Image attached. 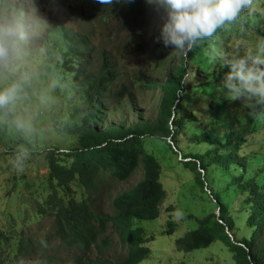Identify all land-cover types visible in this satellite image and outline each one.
I'll return each instance as SVG.
<instances>
[{
	"label": "rangeland",
	"instance_id": "rangeland-1",
	"mask_svg": "<svg viewBox=\"0 0 264 264\" xmlns=\"http://www.w3.org/2000/svg\"><path fill=\"white\" fill-rule=\"evenodd\" d=\"M91 1L38 0V4L40 11L52 25L78 29V13L69 3L76 6ZM158 24L159 21L151 22L149 16L130 17L124 11H114L97 24L93 41L98 49H103L110 55L118 70V79L113 87L117 89L124 85L129 90V95H115L109 99L106 119L97 125L98 128H106L109 125L128 126L139 119L149 120L157 116L161 91L158 86L144 87L148 83L143 77L152 83H163L172 66L181 57L173 53L174 46L165 47L162 40L157 42ZM261 38H264V0H254L252 8L245 10L234 25L218 32L212 40L201 42L198 57L188 63L186 79L190 77L193 63L199 64L207 76L201 91H188L183 94L179 112L190 113L196 120L185 122L175 145H169L161 139H145L147 150L153 153L160 163V179L166 193L159 205V215L155 219L134 218L131 221L133 227H143L147 237L144 244L150 249L149 254L139 264H233L232 253L219 238L206 247L188 252L179 251L174 245L175 238L197 226L196 217L216 211L217 201L212 195L227 205L234 219V228L229 230L233 239L248 237L252 232L253 227L246 224L249 205L243 201L244 192L231 183L232 174L237 173V170L208 167V186L202 190L195 181L193 171L184 163L186 160H193V154L202 155L212 147L195 141V135L214 128L223 136L226 126L222 123L227 117L233 118L235 126L246 121L247 106L242 100L235 102L227 90L222 88V78L217 77L219 71L224 68L217 53L239 50L242 54V51L254 47ZM53 41L60 43L55 35ZM62 75L65 90H58V105L43 118V123L48 129L47 136L39 143L22 172L9 163L17 143L16 139L0 133V228L10 231L17 238L22 236L32 246L20 252L18 258L21 264H39L40 256L47 257L50 264H75L78 257L81 261L84 256L88 260L97 256L94 249L87 254L81 253L53 236L52 216L38 207V203L45 206L43 199L47 193L44 149H66L75 144V138L57 133L51 122L68 118L76 109L82 118L86 109L81 92L73 86L72 75ZM221 98L227 100L216 111L218 104L215 102H220ZM257 125L262 127L257 131L255 129L256 132L253 131L247 137L242 152L247 154L249 159L246 176L258 173L257 179L261 180L264 174L260 171L264 161L263 121L259 119ZM141 176L140 168L123 181L114 180L104 174L97 180L93 189L84 192V196L88 198L94 213L114 216L117 211L111 205L113 196L130 188ZM187 215L190 217H186ZM168 220L176 223L172 234L164 233ZM98 240L108 241L102 259L113 261L125 255L126 246L120 242L118 232L111 223Z\"/></svg>",
	"mask_w": 264,
	"mask_h": 264
},
{
	"label": "trees",
	"instance_id": "trees-1",
	"mask_svg": "<svg viewBox=\"0 0 264 264\" xmlns=\"http://www.w3.org/2000/svg\"><path fill=\"white\" fill-rule=\"evenodd\" d=\"M69 5L78 13L79 28L60 26L55 35L60 43L53 42L63 56V63L58 65L61 74L72 75L73 86L81 92L86 109L82 118L76 109L68 118L51 122L57 133L75 138V144L66 149H44L47 193L43 199L45 206L38 203V207L52 216V235L63 244L81 253L87 254L92 249L96 252L97 256L92 260L84 256L80 261L78 257L75 264H139L149 254L150 249L144 244L147 237L143 227H133L131 221L134 218L155 219L166 193L160 179V163L147 150L145 139H161L169 145H175L185 122L196 120L192 114L180 113L179 110L182 107L183 94L188 91L198 93L206 83L207 76L199 64L193 63L190 77L185 78L188 63L198 57L201 47L199 44L186 56H181L163 83H152L143 77L148 83L144 87L158 86L161 91L159 109L154 119H139L128 126L109 125L101 129L97 125L106 119L109 99L115 95H129V90L124 85L117 89L113 87L118 79V70L110 55L105 50L98 49L93 41L97 24L114 11H124L130 17L149 16L153 23L158 22L159 18L146 0H132L131 3L126 0H113L111 6L103 5L98 0L82 5ZM229 71L224 66L217 77L222 78L224 83ZM222 88L226 90L223 86ZM226 100L221 98L220 102H215L218 104L216 111ZM251 103L253 102H249ZM254 112H264V106H247L246 121L238 126H235L233 118L227 117L222 123L226 126L223 136L214 128L195 135V141L212 147L202 155L193 154V160H186L184 163L191 168L195 181L202 190L208 186V167L237 170V173L232 171L231 183L244 192L243 201L249 205L246 224L253 227L252 232L248 237L231 239L226 229L233 230L234 219L227 205L212 195L217 201L218 214L212 211L196 217L197 226L174 239L177 250L188 252L206 247L219 238L232 253L233 264H264V174L261 180L257 179L258 173L246 176L249 159L242 152L247 137L255 129L257 131L262 127H258L259 119L253 115ZM260 120L264 124V118ZM211 165L215 167H210ZM138 168L142 171L141 179L130 188L116 193L111 200V205L117 211L116 215L94 213L84 192L93 189L104 174L114 180L123 181ZM260 171L264 173V161ZM202 172H205V177ZM109 223L117 230L120 242L126 246L125 255L113 261L101 258L106 252L108 241L98 240ZM175 228L176 223L168 220L164 233L172 234ZM28 247L32 246L22 236L17 238L10 231L0 228V264H21L18 256ZM39 264L50 262L47 257L40 256Z\"/></svg>",
	"mask_w": 264,
	"mask_h": 264
},
{
	"label": "clouds",
	"instance_id": "clouds-1",
	"mask_svg": "<svg viewBox=\"0 0 264 264\" xmlns=\"http://www.w3.org/2000/svg\"><path fill=\"white\" fill-rule=\"evenodd\" d=\"M98 2L111 6L113 0ZM253 2L146 0L159 18L157 42L174 46L179 56L234 25ZM60 28L40 11L38 0H0V133L16 139L9 163L21 172L47 136L44 116L58 105V90H65L58 67L63 56L53 42ZM217 56L230 69L223 84L228 95L245 106H264V38L242 54L238 50ZM253 115L264 118V112Z\"/></svg>",
	"mask_w": 264,
	"mask_h": 264
},
{
	"label": "water",
	"instance_id": "water-1",
	"mask_svg": "<svg viewBox=\"0 0 264 264\" xmlns=\"http://www.w3.org/2000/svg\"><path fill=\"white\" fill-rule=\"evenodd\" d=\"M202 174H203V172H202ZM217 214H218V212H216ZM226 232L228 233V235L231 237V234H230V232H229V229H226ZM231 239H232V237H231Z\"/></svg>",
	"mask_w": 264,
	"mask_h": 264
}]
</instances>
